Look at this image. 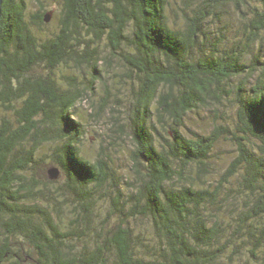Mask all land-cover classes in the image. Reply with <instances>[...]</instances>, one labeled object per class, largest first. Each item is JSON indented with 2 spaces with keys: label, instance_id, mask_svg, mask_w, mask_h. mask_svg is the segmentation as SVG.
<instances>
[{
  "label": "trees",
  "instance_id": "obj_1",
  "mask_svg": "<svg viewBox=\"0 0 264 264\" xmlns=\"http://www.w3.org/2000/svg\"><path fill=\"white\" fill-rule=\"evenodd\" d=\"M51 1L1 5L0 264H264V0H54L45 21ZM109 56L137 82L118 182L105 147L83 148ZM224 101L234 131L184 133L190 112ZM224 130L226 174L249 198L235 215L229 185L204 187Z\"/></svg>",
  "mask_w": 264,
  "mask_h": 264
},
{
  "label": "rangeland",
  "instance_id": "obj_2",
  "mask_svg": "<svg viewBox=\"0 0 264 264\" xmlns=\"http://www.w3.org/2000/svg\"><path fill=\"white\" fill-rule=\"evenodd\" d=\"M57 8V4L52 0L51 3L48 4L47 11H52V16L53 11H56ZM35 9V4L29 3V11L32 12ZM53 24L54 22L49 26L50 29L53 28ZM238 24H240V22ZM104 42H106V39L103 38L101 40L102 50L104 55H108L109 48L104 45ZM110 58L112 59V64L109 67L100 65L103 79L95 86L96 94L91 95L92 98L98 100V102L101 101L100 99H104L106 105L99 119L96 121L91 120V123L88 124L83 148L85 151L95 153L101 147H105V151L107 152V163L116 171L118 175L116 176V182H118L121 178L125 179V175L131 173L132 161L130 154L131 151L135 149V146L131 139L129 119L128 117L126 118V116H128V114L131 115L129 109L131 107L133 94L137 89V82L132 80L127 72H124L123 67L119 66L113 57ZM125 74L128 76H125ZM86 107H88L89 112L90 106L88 101L83 103V108L86 109ZM112 114L114 117H118L119 120V123L115 126L112 125L114 121L111 118ZM235 121L236 107L233 102L224 101V104L217 106L211 104L208 108H199L189 113L186 117L184 133L190 137H192L191 132L207 134L212 130L215 124L219 123H222L225 128L229 127V131H234ZM236 154L237 150L234 142L231 140V134L226 131L222 132L210 153V159L207 163L210 176L205 178L204 182V187L210 191L217 190L220 181L223 183L222 186H224V188L229 185L232 190L226 202H228L229 209H231L233 215L239 211L238 207H240L242 203L246 206V202L249 201V198L245 195L244 199L240 198L243 193L238 192L239 185L236 175L228 176L226 174ZM40 175L43 176L42 173ZM224 178L225 180L228 179V181L225 182ZM56 180L61 183L64 180L63 175L60 174ZM229 181L231 182L230 184H228ZM226 190L227 188L225 191ZM234 197H236V199ZM97 204L101 213L105 216L111 207V199H107V197L104 196ZM65 214L67 215V221L69 219H76L71 208H65ZM137 222L147 224L146 220L139 219ZM142 224H140V226H143ZM243 252L246 254L247 251Z\"/></svg>",
  "mask_w": 264,
  "mask_h": 264
},
{
  "label": "water",
  "instance_id": "obj_3",
  "mask_svg": "<svg viewBox=\"0 0 264 264\" xmlns=\"http://www.w3.org/2000/svg\"><path fill=\"white\" fill-rule=\"evenodd\" d=\"M2 1L3 0H0V13H1V5H2ZM50 13H47L45 15V21H48L50 19ZM48 174H49V178L50 179H56L59 175V170L56 168V167H50L48 169Z\"/></svg>",
  "mask_w": 264,
  "mask_h": 264
}]
</instances>
